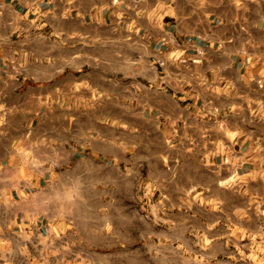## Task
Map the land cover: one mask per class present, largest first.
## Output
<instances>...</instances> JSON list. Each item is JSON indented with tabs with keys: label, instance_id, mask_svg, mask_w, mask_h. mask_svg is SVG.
<instances>
[{
	"label": "crops",
	"instance_id": "crops-1",
	"mask_svg": "<svg viewBox=\"0 0 264 264\" xmlns=\"http://www.w3.org/2000/svg\"><path fill=\"white\" fill-rule=\"evenodd\" d=\"M165 2L171 3V0ZM103 3L111 4V0H0V102L14 109L2 130L4 134L0 135V165L3 166L0 181L21 170L12 166L13 142L30 141V163L24 171L31 170V186L21 191L38 204L54 198L44 206L47 215L40 216L34 230L38 227L40 233L46 234L51 227L55 234L66 227L65 234L74 237L68 241L73 250L85 248L93 264H111V255L123 251L132 253L126 264H141L136 250L143 252L145 240L138 238L136 229H129L131 238L122 240L116 236L102 246L84 239L85 233L90 234V228L103 223L101 218H109L104 207L108 197L91 194V187L103 179L99 166L123 170L124 161L119 156H131V151L122 152L117 147L122 140L131 137L139 144L137 152L154 154L173 129L176 139L184 138L185 145L202 149L206 140L200 135V129L215 123V119L202 113L223 109L233 102L244 103L237 95L264 100V89L256 82L260 79L259 72L264 70V0L259 3L244 0L245 7L240 9L233 0H207L203 7L198 0H175L171 5L175 16L161 13L151 21L146 17L136 18L138 35L128 32L127 24L131 21L127 16L120 20L112 15L117 11L114 7L99 12ZM150 3L155 7V0ZM129 35L132 39L122 46L121 41ZM173 48L184 51L185 57L200 59L199 68L192 59L179 66L164 63L162 54H168ZM197 49L203 51L202 57ZM248 57L258 59V62L252 61L255 67H249ZM249 73L255 77L250 83ZM193 74L198 79L181 83ZM153 80L157 82L155 85ZM229 82L235 87L228 88ZM215 88L227 89V92L217 93L213 91ZM96 96L104 97V108L96 107L93 100ZM82 98L92 102L85 108L92 113L113 112L109 104L116 103L122 113L119 129L125 135L82 142L75 135L76 122L72 121L73 136H66L65 115L80 112ZM223 116L221 111L220 118ZM233 119L229 116L230 121ZM171 121L177 122L173 125ZM207 147L211 150L212 145L208 143ZM236 151L239 152V145ZM178 159L182 169L174 186L165 182L168 191L164 192V195L171 193L176 205L172 208L166 203L167 215L174 218L173 223L187 221L193 227H200L219 219L220 224L213 231L220 236H227L233 225L255 232L264 224V220L256 217L253 203L264 199V180L260 177L240 181L236 190L218 189L213 184L211 193H204L206 197L214 195L224 200L227 215L211 213L199 204H194L191 210L181 208L184 194L179 189L189 186L188 177L204 184L212 173L200 164L201 157L197 154L180 155ZM214 159L219 163L218 157ZM109 162L115 164L111 166ZM258 169L259 164L248 163L238 169V175L247 176L248 172ZM159 175L161 172L156 170L154 178ZM222 175L228 177L227 172ZM3 187L5 184L0 183V188ZM9 194L14 200L21 199L15 189ZM160 196L161 192L157 191L153 203ZM136 206L143 208L142 204ZM64 208L68 209L69 216L63 222L55 221ZM235 208L244 209L248 218L238 220L232 214ZM156 215L161 213L157 211ZM22 222L27 223L20 213L17 224ZM160 227L152 225L149 231L161 237L173 234L167 228L161 232ZM19 230L15 227L12 232ZM6 238H11V233ZM18 242L17 238L13 249ZM155 242L153 237L149 244ZM240 243L250 245L251 241L245 238ZM27 252L24 256L17 251L9 259L12 264H42L39 251L29 245ZM229 254L236 255L239 264H252L239 260L235 238L219 241L212 264H237L229 260ZM55 261L56 257H48V264ZM0 264L4 261L0 260Z\"/></svg>",
	"mask_w": 264,
	"mask_h": 264
},
{
	"label": "clouds",
	"instance_id": "clouds-1",
	"mask_svg": "<svg viewBox=\"0 0 264 264\" xmlns=\"http://www.w3.org/2000/svg\"><path fill=\"white\" fill-rule=\"evenodd\" d=\"M198 2L203 7L207 0H198ZM252 2L259 3V0H252ZM174 3L175 0H171V3H166L165 0H155V7H153L150 0H111V4L103 3L98 11L102 13L109 7H114L117 11H114L112 15L120 20L127 16L128 20L131 21L127 24L128 32H136L138 35L139 29L136 26V18L146 17L151 21L160 16L161 13L175 16V9L171 6ZM233 3L237 9L245 7L244 0H233ZM131 39V35L127 36L121 41V45H126ZM221 47H223V43H221ZM197 51L201 57L204 55L202 50L197 49ZM162 55L164 63L171 62L176 66L185 64L188 59H192L198 68L201 64L200 59L185 57V52L177 48H173L168 54ZM244 55L247 57V53ZM253 59L257 58H247L250 68L255 67V64L252 63ZM13 63L15 67V62ZM259 76L260 79L256 82L260 89H264V70L259 72ZM13 78L10 77V79ZM193 79H198V77L193 74L191 77L183 79L181 83L188 84ZM253 79L255 77L249 73V83ZM152 83L155 85L157 82L153 80ZM234 87L235 85L229 82L228 88ZM79 88L78 85L76 90L79 91ZM213 91L220 93L221 91L227 92V89L215 88ZM196 98L199 99V96ZM237 98L244 103L233 102L225 105L223 109H209L207 113H202L210 119H215L214 124L200 129V135L206 140L202 149L185 145L184 138L176 139L175 129L169 137L164 139L161 148L154 154L142 155L137 152L136 148L139 147V144L131 137L122 140L117 147L122 152L131 151V156L126 154L119 156V159L124 161V169L99 166L103 179L91 187L92 195L108 197L104 207L107 209L105 216L109 218H101L102 224L90 228V234H84L85 241L102 246L104 242H111L116 236L122 240L125 237L131 238L132 234L129 229H136L139 234L138 238L145 240L143 252H140L139 249L136 250L140 253L141 264H212L219 241L235 238L239 260L251 261L252 264H264V224H261L255 232L233 225L232 231L227 236H220L213 231L220 224L219 219L200 227H193L187 221H183L182 224L173 223L174 218L167 215L166 203L172 208H175L176 205L172 202L171 193L164 195V192L168 191L165 182L167 181L169 185H175L177 173L182 169L178 159L180 155L188 153L199 155L201 157L200 164L212 173L204 184H201L194 177H188L189 186L179 189L184 194V199L180 204L181 208L187 207L188 210H191L194 204H199L203 208H208L211 213L219 212L227 215L224 209V200L218 196L209 195L206 197L204 195L205 192L211 193L213 184L218 189L236 190L239 182L248 177L252 180L257 177L264 180V155H262L264 147H261L262 142H264V100H254L246 95H237ZM253 104L256 105L255 108ZM221 111L224 112L223 118H220ZM13 112V108H9L6 103L0 102V135L4 134L2 130L8 125V117ZM229 116L234 119L230 121ZM176 122L171 121L173 125ZM121 127L126 128L127 126L121 125ZM186 127L189 126L186 125ZM28 135L30 136L31 133ZM208 143L212 145L211 150L207 147ZM22 144L25 146L22 147ZM237 145H239V152L236 151ZM31 147V142L27 140L13 142L12 166L14 169L19 167L21 170L14 172L6 181H0V183L5 184V187L0 188V260L4 261V264H12L9 257L17 251L21 255L27 256L28 246L31 245L40 252L42 264H48L49 256L56 257L55 264H93L85 248L73 250V246L68 241L74 237L65 234L66 227H62L60 232L55 234L51 227L47 229L46 234L40 233L38 227L34 230L33 226L37 224L40 216L47 215L44 206L51 203L54 198L38 204L34 198L26 195L25 191H21V188L27 190L31 186V170L24 171L30 163L28 156ZM216 157L219 158V163L215 162L214 158ZM248 163L259 164V169L248 172L247 176L238 175V169L243 168ZM173 164L174 166H170ZM2 167L0 165V168ZM156 170H159L161 175L154 178ZM225 172L228 173L227 178L222 175ZM22 181L23 184H21ZM101 186L103 191H100ZM11 189L19 192L21 197L19 201L10 196ZM157 191L161 192V196L156 203H153L152 198ZM253 203L255 204L256 217L264 220V199L254 200ZM137 204H142L143 208H138ZM157 211L161 215L157 216ZM20 213H23V220L27 223L17 224ZM232 214L238 220L248 218L247 212L241 208H235ZM67 216H69V211L64 208L55 217V221L63 222ZM229 224H231V219H229ZM152 225L162 226L160 227L161 232L167 228V232L173 234L161 237L155 231H149ZM15 227L20 230L12 232ZM25 229L28 230L25 231ZM176 230H179L178 234H176ZM8 233H11V238H6ZM153 237L157 242L149 244ZM17 238L19 242L17 247L13 249L12 244L16 242ZM245 238L251 241L250 245L240 243ZM57 241L59 244L56 243ZM246 251L247 255L245 254ZM131 256L132 253L129 251L113 254L110 257L111 264H126ZM143 257H147V259H143ZM228 258L230 261H237L239 264L236 255L229 254Z\"/></svg>",
	"mask_w": 264,
	"mask_h": 264
},
{
	"label": "rangeland",
	"instance_id": "rangeland-1",
	"mask_svg": "<svg viewBox=\"0 0 264 264\" xmlns=\"http://www.w3.org/2000/svg\"><path fill=\"white\" fill-rule=\"evenodd\" d=\"M67 100H69L67 98ZM96 103V107L98 108H104V97L96 96L95 99H93ZM88 98H82L81 101V111L77 112V114H66V136L72 137L73 136V128H72V121H75V127L76 128V137H79L80 140L84 139H101L105 136L109 137H120L122 135L120 131V120L122 113L119 111L118 105L116 103H110L109 106L113 109V112L105 113V112H86L85 108H88V104L91 105L92 102L88 103ZM87 106V107H84ZM99 105H103L102 107H99ZM107 107V106H106ZM56 119V117H55ZM70 122V125H69ZM109 164L112 166V164H115L114 162H109Z\"/></svg>",
	"mask_w": 264,
	"mask_h": 264
}]
</instances>
